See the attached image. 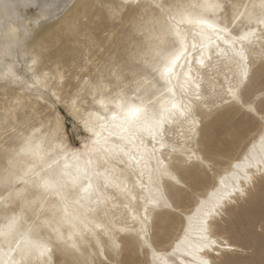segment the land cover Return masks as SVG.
Wrapping results in <instances>:
<instances>
[{
	"label": "snow or ice",
	"instance_id": "6c2138e0",
	"mask_svg": "<svg viewBox=\"0 0 264 264\" xmlns=\"http://www.w3.org/2000/svg\"><path fill=\"white\" fill-rule=\"evenodd\" d=\"M3 7L0 264L264 256V0Z\"/></svg>",
	"mask_w": 264,
	"mask_h": 264
},
{
	"label": "bare ground",
	"instance_id": "6f19581e",
	"mask_svg": "<svg viewBox=\"0 0 264 264\" xmlns=\"http://www.w3.org/2000/svg\"><path fill=\"white\" fill-rule=\"evenodd\" d=\"M73 2V4H75L77 2V0H35V2L41 6L45 5V4H52L55 5L56 7L54 8H49L47 10L46 13H44V15L47 17L46 19H41L40 21V27L45 28L43 30L50 31L51 29H53L56 24H57V17H59V15L62 17L63 15H65L68 11H71V8L69 6V4H71V2ZM5 0H0V11H7L3 6H4ZM72 4V5H73ZM64 10V11H63ZM22 14L25 17L31 18V19H35L38 16H40L41 14V9L38 7H28L27 9H21ZM53 22H52V21ZM46 21H48V24H46ZM52 22V23H51ZM48 26H46V25ZM45 25V26H44ZM50 27V28H49ZM49 28V29H48ZM74 42H76V40H74ZM66 48H62L64 50H66L67 52H71L72 49L74 48V46L70 47L68 45V43L66 42ZM68 64L71 63V56L68 55L66 57ZM221 175H226L225 173H221Z\"/></svg>",
	"mask_w": 264,
	"mask_h": 264
},
{
	"label": "rangeland",
	"instance_id": "374dc122",
	"mask_svg": "<svg viewBox=\"0 0 264 264\" xmlns=\"http://www.w3.org/2000/svg\"><path fill=\"white\" fill-rule=\"evenodd\" d=\"M74 1L71 2V4H69V6H71L73 4ZM64 11V10H63ZM59 17H61L59 15ZM52 21V20H51ZM53 22V21H52ZM51 22V23H52ZM46 24H48V21H46ZM45 24V25H46ZM44 25V26H45ZM48 26V25H46ZM50 28V27H49ZM48 28V29H49ZM42 30L45 29V28H41ZM44 32H46L45 30H43ZM77 38L76 37H73V36H65L63 37L62 41H61V47L62 48H66V42L68 43V45L70 47L74 46L75 45V42L74 40H76ZM22 67L20 68V71H22ZM69 131H71V123L69 122ZM78 146V145H77ZM260 196H261V193L259 191L256 192L255 196H254V199H253V202L251 204V212L254 214V216L258 217L260 212H261V199H260ZM250 264H261V260L264 259V256H262L261 254V251L259 250V247L257 246L255 252L251 255H249L247 258H246Z\"/></svg>",
	"mask_w": 264,
	"mask_h": 264
}]
</instances>
